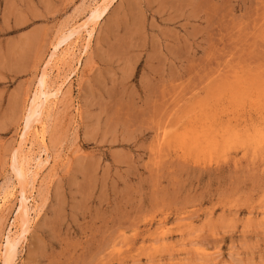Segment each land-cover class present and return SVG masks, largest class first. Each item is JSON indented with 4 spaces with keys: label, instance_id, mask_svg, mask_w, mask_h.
Returning a JSON list of instances; mask_svg holds the SVG:
<instances>
[{
    "label": "rangeland",
    "instance_id": "obj_1",
    "mask_svg": "<svg viewBox=\"0 0 264 264\" xmlns=\"http://www.w3.org/2000/svg\"><path fill=\"white\" fill-rule=\"evenodd\" d=\"M95 1L0 0V33L5 10L33 55L13 109L0 99V264L44 68L62 93L21 144L50 159L13 264H264V0H118L51 57Z\"/></svg>",
    "mask_w": 264,
    "mask_h": 264
},
{
    "label": "bare ground",
    "instance_id": "obj_2",
    "mask_svg": "<svg viewBox=\"0 0 264 264\" xmlns=\"http://www.w3.org/2000/svg\"><path fill=\"white\" fill-rule=\"evenodd\" d=\"M117 1L118 0H102L99 2L95 1L96 3L94 2V5L91 6L90 10L88 11L87 18L82 24L78 26L76 25L77 27H67L65 31L62 32L61 36L57 40V43L52 49L53 52L51 57H54V55L57 56L56 54L59 53L60 48L71 43V40L79 36L81 32L86 33L85 36L87 38V42L92 41L96 34V26L102 22V20L108 14L113 3ZM61 93L60 87H53L50 73L46 70V68H44L38 77L34 90H32V93L28 99L26 110L23 113V133L20 145L16 150L13 151L9 160L10 173L13 179L18 182L20 187L17 207L18 212L16 214V218L19 219L21 223L19 227L15 228L16 231L14 232L12 228L10 230L8 229L9 232L5 237V242H3L4 244L2 248L3 264H13L17 258L19 248L26 241L27 234L29 233L30 222L33 220L32 214L35 212L36 208L34 205H31V198L33 196L31 197L29 195L27 188H30V186L33 187L34 181L39 175V171L42 170V168L46 163H48V160L50 159L46 148H44L38 155L32 156L29 153L27 155L22 152L23 150L21 148V144H24L26 135L31 129H33L34 126H44V117L48 102L50 103L51 100L59 98ZM28 184L30 186H28ZM33 188L31 189L33 190ZM7 189L10 188L6 187V190Z\"/></svg>",
    "mask_w": 264,
    "mask_h": 264
},
{
    "label": "crops",
    "instance_id": "obj_3",
    "mask_svg": "<svg viewBox=\"0 0 264 264\" xmlns=\"http://www.w3.org/2000/svg\"><path fill=\"white\" fill-rule=\"evenodd\" d=\"M2 18L5 20V29L2 31L4 35L0 33V99H5V110H12L14 94H21L24 90L26 78L32 69L33 55L29 49L32 42L26 40L28 31L23 30L24 25H15L14 20L10 21L7 11H3ZM9 120L11 122V115ZM8 124L5 118V126Z\"/></svg>",
    "mask_w": 264,
    "mask_h": 264
}]
</instances>
